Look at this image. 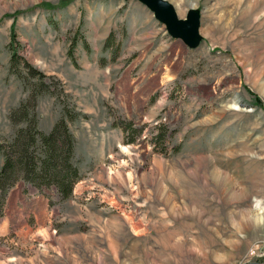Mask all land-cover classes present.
Wrapping results in <instances>:
<instances>
[{
	"label": "rangeland",
	"instance_id": "rangeland-1",
	"mask_svg": "<svg viewBox=\"0 0 264 264\" xmlns=\"http://www.w3.org/2000/svg\"><path fill=\"white\" fill-rule=\"evenodd\" d=\"M66 1L0 0V141L63 117L81 173L16 184L0 264H264V0H169L196 48L137 0Z\"/></svg>",
	"mask_w": 264,
	"mask_h": 264
},
{
	"label": "trees",
	"instance_id": "trees-1",
	"mask_svg": "<svg viewBox=\"0 0 264 264\" xmlns=\"http://www.w3.org/2000/svg\"><path fill=\"white\" fill-rule=\"evenodd\" d=\"M61 2L63 5L67 1ZM114 41L115 33L112 31L105 46H112ZM13 56V60H17L16 52ZM75 116H71L70 120H74ZM9 117L17 128L10 142L5 144L0 141V152L4 156L0 168V217L5 215L8 196L20 180L38 189L54 186L61 198H69L81 179V173L74 160L76 138L67 120L61 117L52 130L46 132L39 128L35 112H11ZM130 125L133 126V123L124 127ZM136 140L134 136L127 143H135Z\"/></svg>",
	"mask_w": 264,
	"mask_h": 264
},
{
	"label": "water",
	"instance_id": "water-1",
	"mask_svg": "<svg viewBox=\"0 0 264 264\" xmlns=\"http://www.w3.org/2000/svg\"><path fill=\"white\" fill-rule=\"evenodd\" d=\"M149 8L156 19L166 26L175 39L182 40L190 48H196L203 40L201 34V11L192 7L187 16L181 18L176 7L169 0H137Z\"/></svg>",
	"mask_w": 264,
	"mask_h": 264
},
{
	"label": "bare ground",
	"instance_id": "bare-ground-1",
	"mask_svg": "<svg viewBox=\"0 0 264 264\" xmlns=\"http://www.w3.org/2000/svg\"><path fill=\"white\" fill-rule=\"evenodd\" d=\"M149 9V8H148ZM150 10V9H149ZM151 11V10H150ZM152 12V11H151ZM153 13V12H152ZM154 14V13H153ZM201 24H202V21H201ZM200 30H201V28H200ZM201 32V31H200ZM171 36V35H170ZM203 36V35H202ZM172 37V36H171ZM173 38V37H172ZM258 217V216H257Z\"/></svg>",
	"mask_w": 264,
	"mask_h": 264
},
{
	"label": "crops",
	"instance_id": "crops-1",
	"mask_svg": "<svg viewBox=\"0 0 264 264\" xmlns=\"http://www.w3.org/2000/svg\"><path fill=\"white\" fill-rule=\"evenodd\" d=\"M17 185H18V183H17ZM17 185L15 187H17ZM15 187L12 189V191L15 189Z\"/></svg>",
	"mask_w": 264,
	"mask_h": 264
}]
</instances>
